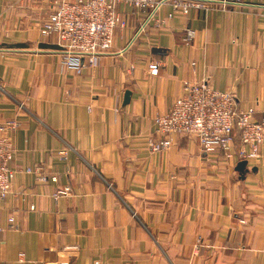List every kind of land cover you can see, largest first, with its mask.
Segmentation results:
<instances>
[{
	"label": "crops",
	"instance_id": "obj_1",
	"mask_svg": "<svg viewBox=\"0 0 264 264\" xmlns=\"http://www.w3.org/2000/svg\"><path fill=\"white\" fill-rule=\"evenodd\" d=\"M193 1L120 4L111 49L77 74L40 32L53 0H0V119L18 123L0 264H264V141L249 162L188 134L147 146L185 81L264 120V0Z\"/></svg>",
	"mask_w": 264,
	"mask_h": 264
},
{
	"label": "built area",
	"instance_id": "obj_2",
	"mask_svg": "<svg viewBox=\"0 0 264 264\" xmlns=\"http://www.w3.org/2000/svg\"><path fill=\"white\" fill-rule=\"evenodd\" d=\"M163 1L53 0L40 32L55 37L62 53L61 64L79 74L84 67L96 64L100 54L111 49L114 29L124 26L117 11L120 4L142 13L149 9L148 18ZM173 3L178 9L168 16L177 12L186 14L189 7L200 5L193 0H173ZM193 36V30L186 29L184 41L190 42ZM148 71L157 74L158 64L150 63ZM253 111V108L238 109L232 93L214 88L206 80L185 81L181 95L173 100L168 110L154 118V134L149 137L147 146L151 151H160L172 144L175 134H188L197 139L204 154L219 150L225 160L236 156L247 162L255 161L259 157V144L264 141V120L254 121ZM17 127L16 121L0 119V199L11 192L13 171L9 162L14 154L12 135ZM235 139L239 142L237 148H234ZM69 189L65 187L56 194H68ZM68 249L76 251L75 247Z\"/></svg>",
	"mask_w": 264,
	"mask_h": 264
},
{
	"label": "water",
	"instance_id": "obj_3",
	"mask_svg": "<svg viewBox=\"0 0 264 264\" xmlns=\"http://www.w3.org/2000/svg\"><path fill=\"white\" fill-rule=\"evenodd\" d=\"M242 165V164H241Z\"/></svg>",
	"mask_w": 264,
	"mask_h": 264
}]
</instances>
